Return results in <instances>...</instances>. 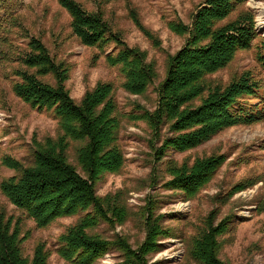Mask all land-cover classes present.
Returning a JSON list of instances; mask_svg holds the SVG:
<instances>
[{"label":"trees","instance_id":"obj_1","mask_svg":"<svg viewBox=\"0 0 264 264\" xmlns=\"http://www.w3.org/2000/svg\"><path fill=\"white\" fill-rule=\"evenodd\" d=\"M20 1L0 0V102L7 97V83L28 110L55 121L57 132L34 140L24 159L0 155V171L14 172L1 182L0 191L19 213L10 214L0 204V264H49L53 254L64 264H96L113 252L120 254L123 264H151L149 257L161 247L160 239L173 236L171 229L162 226L165 216L155 215L151 200L142 208L146 236L138 248L122 235L105 238L101 225L114 230L129 220L131 211L125 192L102 197L97 187L106 175H119L127 165L120 143L125 121L146 124L152 163L162 161L171 149H194L222 130L264 122L263 79L258 75H236L228 84L210 79L228 68L239 53L254 47L255 17L243 9L249 0H204L189 24L178 18L168 21L167 27L186 41L167 58L162 81L156 62L127 44L106 20L101 5L89 10L77 0H57L70 18L71 35L96 51L95 61L104 59L122 79L127 94L143 97L155 87L152 111L136 102L126 107L130 111L122 110L112 82L97 83L76 102L67 89L71 66L52 54L43 38L25 29ZM130 19L153 48L161 46L135 10ZM257 59L264 68V53ZM225 160L212 155L196 159L193 165L168 161L171 179L166 185L182 190L187 199L194 198ZM237 188L242 191L246 185ZM259 211L264 212V200ZM212 216L188 250V258L198 264H223L216 239L230 228L234 217L227 218L224 227H215ZM74 217L78 221L58 237L54 247L39 241L31 258L25 256L23 244L31 236L27 221L37 230H46L60 219Z\"/></svg>","mask_w":264,"mask_h":264},{"label":"rangeland","instance_id":"obj_2","mask_svg":"<svg viewBox=\"0 0 264 264\" xmlns=\"http://www.w3.org/2000/svg\"><path fill=\"white\" fill-rule=\"evenodd\" d=\"M89 10H97L101 5L105 18L116 32H119L130 47H138L148 53V59L156 62L160 81L165 78L166 63L169 56L177 54L185 45L186 38L172 32L166 25L168 21L180 19L189 24L191 16L204 0H77ZM22 4V5H21ZM20 21L25 29L38 36L51 49L52 54L67 59L71 66L67 89L71 97L80 102L88 90L99 82H112L116 85V96L120 108L132 102L149 109H155L157 94L155 87L143 96H131L122 88V79L108 68L104 59H97L96 51L80 44L71 35L70 18L57 0H21ZM255 17L258 38L253 48L238 54L235 61L226 69L210 77L219 84H228L236 75L253 73L263 79L264 68L256 60L264 53V0H249L243 8ZM131 10L139 14L143 25L161 42L153 48L130 19ZM159 83V82H158ZM157 83V84H158ZM7 92L0 102V155L9 154L24 159L29 154L33 141L54 137L57 123L46 114L28 110L17 100L4 83ZM149 130L143 122L123 123L120 143L125 151L127 165L119 175H106L97 187L99 196L125 192L131 216L116 229L102 224L100 231L105 238L112 240L116 235L129 239L134 248L145 240L146 232L142 208L148 207L151 200L155 215L165 216L162 226L171 229L172 237L161 238V247L149 257L151 264H198L188 258L189 247L208 224L214 213L213 225L224 227L229 217H234L232 225L217 236L219 260L223 264H264V212H258V205L264 200V122L253 126H236L222 130L202 145L185 152L173 149L167 152L162 161L152 163L148 148ZM225 156V163L215 172L210 181L194 197L187 199L182 190H171L166 184L168 161L182 165H193L196 159L209 156ZM14 175L6 168L0 171L1 182ZM240 184L246 189L239 191ZM237 188V189H236ZM0 204L7 206L10 214L19 215L2 196ZM78 221L77 217L64 218L46 230H37L31 221L26 222V230L31 236L23 244L26 257L31 258L33 249L45 242L54 247L58 237ZM49 264H64L57 254L50 257ZM96 264H123L119 253L106 254Z\"/></svg>","mask_w":264,"mask_h":264}]
</instances>
